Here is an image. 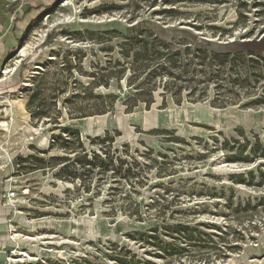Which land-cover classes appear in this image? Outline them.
Instances as JSON below:
<instances>
[{
  "label": "rangeland",
  "instance_id": "374dc122",
  "mask_svg": "<svg viewBox=\"0 0 264 264\" xmlns=\"http://www.w3.org/2000/svg\"><path fill=\"white\" fill-rule=\"evenodd\" d=\"M20 3L41 14L0 71L8 259L25 248L13 234L57 237L51 221L79 247L39 246L34 264H264V44L247 46L264 37V0H0ZM102 115L95 134L77 125ZM72 216L96 222L88 237H71Z\"/></svg>",
  "mask_w": 264,
  "mask_h": 264
},
{
  "label": "bare ground",
  "instance_id": "6f19581e",
  "mask_svg": "<svg viewBox=\"0 0 264 264\" xmlns=\"http://www.w3.org/2000/svg\"><path fill=\"white\" fill-rule=\"evenodd\" d=\"M112 21H115V20H112ZM70 23L71 24L72 23H75V24L84 23V25H85V23H88V22H82L80 20L79 21L78 20L77 21L76 20H72ZM101 23H102V21L99 22V24H101ZM28 52H29V49L28 48H22V49H20V51H18V55H19V57H24V56H26L28 54ZM11 71H12L11 69L8 70L9 73H11ZM8 72L5 71V74H7ZM20 102L21 101H19V100L11 101V105H10L11 107L9 108V110L8 109L5 110L7 112V114H9V113L11 114V120L8 123L5 124V126H6V135L7 136H10V137L11 136H14L15 137L16 132L23 127V122L20 119V116L22 115V112H23L21 110V108H20ZM194 110L197 111V112H199L200 111V108L196 106V107H194ZM153 115H154V113H153ZM137 116H141V115L139 114ZM144 116L146 117V115H144ZM157 117H158V120L160 122L167 123V118H166V115L164 113H159L157 115ZM89 119H86L85 122L78 123L77 125L80 128H83V127L87 126V131L90 134V124L92 123L93 126H94L93 133L95 134V126H99V128H100L101 124L107 119V116H103V115L102 116H95V117L91 118L90 120ZM126 120H127V118L122 117V114L119 115L118 121L120 122L121 125H125L126 124ZM147 124H148V122L146 121L144 126H146ZM155 129H157V128H155ZM16 136H17V134H16ZM14 137H11V138L13 139ZM29 140L30 139L27 138L26 141L25 140L24 141L27 143V142H29ZM3 142L5 143V140ZM38 144L41 147H44L47 144V135L46 136H41L39 138ZM7 149L4 148L3 145H0V163L1 164L4 163V162H6L10 158V156H9V154L7 152ZM63 190H64V185L62 183H57V187H52L48 183H45L42 186V190L41 191H42V193H44L46 195L53 194V195H56L58 197V196H62ZM95 224H96V222L93 219H90V218H78V219H75V217L72 216L71 219H70L71 230H70L69 233L72 235L71 237H75V238L78 237V238L81 239L82 237L84 238V236L85 237H88L92 233L93 229L95 228ZM26 225H27V228L32 233L34 232V230H36L35 229L36 226H38V225H34V224H31V223H27V222H26ZM43 225H45V224H43ZM46 225L48 227L52 226L54 228V230L57 231L56 233H58L59 235H57V237H55L52 234L51 235L40 234V235L28 236V237H25V238H24V236L21 235L22 236V239H21V236L19 234H17V233L16 234H13V239L18 243V245L19 246H24L25 248L24 249H21V250L19 249L20 253H18L17 255H14V253L11 254V255L9 254L10 255V257H9L10 259L9 260L11 262H13V263H20V262H24L25 263V262H28V263H33L34 264L37 261V257L40 256V253L38 252V248H40L39 246H43L45 244H49V245H52V246H54V245L59 246V245L62 244V245H68V246L69 245H73V246L79 247L77 245L78 242L77 243L75 242L76 239L75 240H73L74 238L73 239H69V238L68 239H66V238L64 239V237H61L60 236L66 230V227H67V223L66 222H54V223H51V221H50V222H46ZM44 240H47V241L48 240H53L54 242L51 241L52 243H49V242L46 243V242H44ZM79 245H80V243H79ZM77 250H80V249L77 248ZM80 252H81V250H80ZM45 255L47 257H51V258H55L57 255H60L63 259H66L67 256H68L64 251H62V252L59 251L58 252V251L53 250V249L52 250L45 251ZM16 256H18V257L21 256L22 257V260L21 261L19 260L18 262L15 261L14 260V257H16Z\"/></svg>",
  "mask_w": 264,
  "mask_h": 264
},
{
  "label": "crops",
  "instance_id": "0c3cea01",
  "mask_svg": "<svg viewBox=\"0 0 264 264\" xmlns=\"http://www.w3.org/2000/svg\"><path fill=\"white\" fill-rule=\"evenodd\" d=\"M31 7V6H29ZM35 9V7H34ZM40 10L24 9V5L11 4L10 9H5L0 4V71L5 61L13 56L18 49L19 41L31 22L40 15ZM0 166V264L7 258L9 243V231L11 218L14 216V208L5 200L6 191L9 187L8 178L16 171L13 165L6 168ZM15 217V216H14Z\"/></svg>",
  "mask_w": 264,
  "mask_h": 264
},
{
  "label": "built area",
  "instance_id": "2783aa9c",
  "mask_svg": "<svg viewBox=\"0 0 264 264\" xmlns=\"http://www.w3.org/2000/svg\"><path fill=\"white\" fill-rule=\"evenodd\" d=\"M1 74H5V70H4V68L2 69V71H1ZM10 164V161L8 162V163H6V165L3 167V168H6V167H8V165ZM2 168V169H3ZM14 179H13V176L12 177H10V178H8V182H9V187H8V189H7V191H6V197H5V200L8 202V204H10L12 207H13V204H14V202H15V192L13 191V184L15 183L14 181H13ZM8 263L9 262V259H8V255H7V258L1 263V264H4V263ZM20 263H23V262H20ZM10 264V263H9ZM11 264H16V263H13V262H11Z\"/></svg>",
  "mask_w": 264,
  "mask_h": 264
},
{
  "label": "trees",
  "instance_id": "16d2710c",
  "mask_svg": "<svg viewBox=\"0 0 264 264\" xmlns=\"http://www.w3.org/2000/svg\"><path fill=\"white\" fill-rule=\"evenodd\" d=\"M262 44H264V37L261 38L259 41L254 42V43H252V44H250V45H247V46H251V45H253V46H260V45H262Z\"/></svg>",
  "mask_w": 264,
  "mask_h": 264
},
{
  "label": "water",
  "instance_id": "95a60500",
  "mask_svg": "<svg viewBox=\"0 0 264 264\" xmlns=\"http://www.w3.org/2000/svg\"><path fill=\"white\" fill-rule=\"evenodd\" d=\"M16 53H17V51H15V53L13 54V56H10V58H8V60L11 59L12 57H14Z\"/></svg>",
  "mask_w": 264,
  "mask_h": 264
}]
</instances>
